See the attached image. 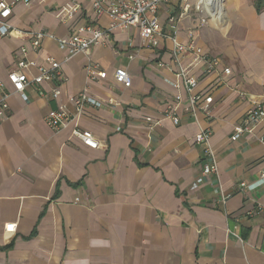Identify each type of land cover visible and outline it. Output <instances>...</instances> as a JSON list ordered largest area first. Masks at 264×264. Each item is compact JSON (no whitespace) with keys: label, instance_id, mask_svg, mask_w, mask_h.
Segmentation results:
<instances>
[{"label":"crops","instance_id":"crops-1","mask_svg":"<svg viewBox=\"0 0 264 264\" xmlns=\"http://www.w3.org/2000/svg\"><path fill=\"white\" fill-rule=\"evenodd\" d=\"M258 2L159 6L163 33L171 35L173 25L178 43L192 41L202 56L216 60L211 73L193 53L176 61L166 37L149 46L135 28L110 31L88 56L65 59L56 40L82 26L108 29L105 15L95 18L91 0L13 7L6 23L17 33L0 36V84L11 94L0 118V264H264V216H246L264 204V121L230 140L248 110L264 107V5ZM71 8L76 11L69 18ZM30 31L54 39L33 50L18 34ZM48 57L60 63L63 82L26 87L24 100L12 93L8 74L33 79ZM19 60L28 64L22 71ZM87 64L106 72V80L87 83ZM116 69L131 77L129 89L114 83ZM181 70L196 81L194 93L212 97L207 113L188 110ZM53 88L60 91L54 100ZM85 89L101 106H85L69 125L52 131L45 116L61 105L72 109L70 98ZM175 96L181 103L174 110ZM166 112L179 123L163 118ZM74 127L90 132L100 148L75 139ZM205 130L218 174L192 189L205 163L195 136ZM221 196L227 197L223 203ZM9 225L14 230L7 231Z\"/></svg>","mask_w":264,"mask_h":264},{"label":"built area","instance_id":"built-area-1","mask_svg":"<svg viewBox=\"0 0 264 264\" xmlns=\"http://www.w3.org/2000/svg\"><path fill=\"white\" fill-rule=\"evenodd\" d=\"M172 0H91L92 10L96 19L105 15L109 20L108 29H95L91 26L79 27L76 33H73L68 39L61 40L58 39V48L61 51H65V59H71L77 55L88 56L91 48L98 46L104 40V37L110 31L118 29L122 32L129 31L130 29H137L139 32L140 39L147 43L151 47H156L158 45L159 38L166 37L171 40L174 45V57L176 61L179 60L180 56L186 53H193L196 56L197 61L207 62L206 73H211L218 66L216 60H209L207 57L202 56L199 49H196L192 41L187 44H180L176 41V28L171 27V35H166L163 33V28L159 22L158 12L159 6L162 3H168ZM185 1V0H183ZM18 4H23L28 6L30 0H12L6 2L5 0H0V36H12L15 32L6 23L12 13L13 7ZM76 8H71L67 10L68 17L71 18L74 14L73 11ZM71 15V16H70ZM172 21V20H171ZM202 22H204L202 20ZM85 33L86 36L82 34ZM21 36H25L27 40V45L33 50H37L44 39L50 38L54 39L53 36L47 32L30 31L28 33H18ZM27 48L23 47L22 52L26 54ZM195 59V61H196ZM28 64L25 60H19L17 63V68L22 71L27 68ZM87 83H93L96 81L106 80L107 74L104 71H99L96 66L92 64H87L84 68ZM231 72L228 68L223 70V75L225 77L230 76ZM180 77H183V84L188 92V99L190 107L188 110L191 112L192 116L196 110L208 112V106L212 103V97L207 95H201L194 93L193 90L196 87V81L191 78H187L184 70L180 71ZM113 81L115 84L122 86L124 89H129L132 85V79L129 74L123 69H116L113 73ZM63 74L61 72L60 63L57 62L53 57H48L45 60V64L38 67V75L33 79H28L23 73L11 72L7 76L8 83L11 86L12 93L18 94L21 99H26L25 88L35 87L37 88L43 82H63ZM175 87V85L173 86ZM86 89L83 90L77 96L70 98L69 104L72 109H68L66 105H61L57 110L50 111L44 118L45 124L52 131H60L65 128L69 123H71L74 118L83 112L85 106H93L99 108L101 103L94 98L89 97ZM60 91L57 88H53L49 93L51 99H57ZM11 96L10 93L5 91V88L0 84V118L6 116L8 111V99ZM175 107L174 110L179 107L181 103V97L175 96L173 98ZM163 118L171 119L174 125L179 123V119L166 112ZM264 121V107L262 104H255V106L245 113L241 121L234 126L233 134L230 137L232 142L239 140L242 136L246 134H251L253 130L259 126ZM72 136L79 140L84 146L90 149H98L100 145L94 136L88 131H82L77 127L72 130ZM211 132L209 130L201 131L195 136V143L202 146L204 151L205 163L201 172V176L194 182L191 186L192 189H196L203 180L210 176H217L218 166L216 157L209 146V139ZM259 142L264 145V137L259 139ZM264 179V175L261 177V181ZM263 182V181H262ZM241 188L250 189L249 186L245 184L240 185ZM220 187L216 192L221 195ZM227 197L221 196L220 202H224ZM78 200L75 201L77 203ZM254 211L262 214L264 216V204L258 205L256 209L252 212H248L246 216L250 217L253 215ZM15 225H9L6 227L7 231L14 230Z\"/></svg>","mask_w":264,"mask_h":264},{"label":"rangeland","instance_id":"rangeland-1","mask_svg":"<svg viewBox=\"0 0 264 264\" xmlns=\"http://www.w3.org/2000/svg\"><path fill=\"white\" fill-rule=\"evenodd\" d=\"M226 8V7H225ZM197 9H200V10H203L208 16H210L207 12H206V10L203 8V7H201L200 5L199 6H197ZM211 18V17H210ZM210 20V19H209ZM210 22H211V20H210Z\"/></svg>","mask_w":264,"mask_h":264},{"label":"trees","instance_id":"trees-1","mask_svg":"<svg viewBox=\"0 0 264 264\" xmlns=\"http://www.w3.org/2000/svg\"><path fill=\"white\" fill-rule=\"evenodd\" d=\"M261 2H262V4L264 5V0H261V1L259 0V2H258L259 5L261 4ZM263 5H261V7H262Z\"/></svg>","mask_w":264,"mask_h":264}]
</instances>
